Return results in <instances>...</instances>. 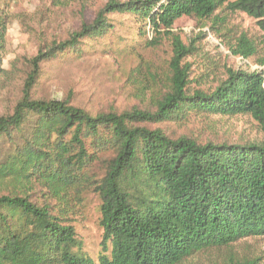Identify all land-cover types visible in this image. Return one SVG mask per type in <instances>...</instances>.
<instances>
[{
	"label": "trees",
	"instance_id": "1",
	"mask_svg": "<svg viewBox=\"0 0 264 264\" xmlns=\"http://www.w3.org/2000/svg\"><path fill=\"white\" fill-rule=\"evenodd\" d=\"M224 4L256 20L264 36V0H108L90 23L38 47L19 99L0 116V183L12 185L0 194V264H184L264 239V139L202 144L151 127L249 116L264 137V55L259 70H226L211 91L193 88L180 67L196 48L171 35L176 21L215 23ZM110 15L130 16L146 48L171 35L169 79L152 96V110L90 115L69 100L33 97L40 64L83 55L87 40L113 29ZM8 25L0 12V77ZM231 52L243 59L257 54L244 35ZM89 192L100 200L96 263L82 254L74 227ZM221 264L264 262L228 256Z\"/></svg>",
	"mask_w": 264,
	"mask_h": 264
},
{
	"label": "rangeland",
	"instance_id": "2",
	"mask_svg": "<svg viewBox=\"0 0 264 264\" xmlns=\"http://www.w3.org/2000/svg\"><path fill=\"white\" fill-rule=\"evenodd\" d=\"M108 0H0V12L9 20L6 46L1 61L0 116L9 114L20 97L28 61L39 46L62 41L90 23ZM125 2L128 0H118ZM218 10V20L198 21L182 17L174 24L171 35L186 47L196 50L180 62L187 67L193 88L211 91L226 70L252 72L264 55V36L256 20L241 12ZM113 29L103 38L84 44L81 56L63 54L41 63L31 94L37 99L69 100L90 115L122 113L132 108L152 110L151 99L169 79L172 58L171 35L155 49L145 47V38L128 15H110ZM252 43L257 54L243 59L231 52L240 36ZM148 36V34H147ZM170 138L188 137L199 143H260L264 137L258 124L249 116H211L186 123L153 124ZM2 148L1 154L4 153ZM11 182L0 183V194H7ZM97 195L87 193L79 208L74 227L82 254L95 263L100 253L102 230L99 227ZM228 256L256 258L264 262V239H245L230 250L199 254L184 264H221Z\"/></svg>",
	"mask_w": 264,
	"mask_h": 264
}]
</instances>
